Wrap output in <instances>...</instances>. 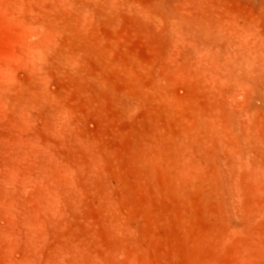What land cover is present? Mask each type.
<instances>
[{
    "label": "rangeland",
    "instance_id": "374dc122",
    "mask_svg": "<svg viewBox=\"0 0 264 264\" xmlns=\"http://www.w3.org/2000/svg\"><path fill=\"white\" fill-rule=\"evenodd\" d=\"M0 264H264V0H0Z\"/></svg>",
    "mask_w": 264,
    "mask_h": 264
}]
</instances>
